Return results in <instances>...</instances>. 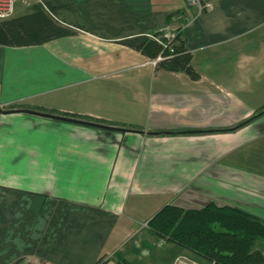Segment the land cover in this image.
Instances as JSON below:
<instances>
[{
    "label": "crops",
    "instance_id": "0c3cea01",
    "mask_svg": "<svg viewBox=\"0 0 264 264\" xmlns=\"http://www.w3.org/2000/svg\"><path fill=\"white\" fill-rule=\"evenodd\" d=\"M43 1L0 19V264L198 260L149 229L167 204L264 219V0ZM165 31L196 79L122 43Z\"/></svg>",
    "mask_w": 264,
    "mask_h": 264
},
{
    "label": "trees",
    "instance_id": "16d2710c",
    "mask_svg": "<svg viewBox=\"0 0 264 264\" xmlns=\"http://www.w3.org/2000/svg\"><path fill=\"white\" fill-rule=\"evenodd\" d=\"M50 7L53 9L52 5ZM10 22L0 20V43L16 42L6 34ZM56 29L59 31L54 36L71 34L68 29ZM122 43L139 50L149 58L158 54L165 56L156 64L158 66L170 71H184L193 79L198 77L190 64L188 54L179 42L178 32L168 48H163L160 43L146 35L127 38L122 40ZM60 114L101 125L108 124L100 119ZM147 225L159 239L187 249L203 262L264 264V253L258 248L260 241L264 240V219L237 206L209 202L198 209H183L174 204H167L148 220ZM104 262V257H100L93 264ZM118 263L132 264L125 259H120Z\"/></svg>",
    "mask_w": 264,
    "mask_h": 264
},
{
    "label": "built area",
    "instance_id": "2783aa9c",
    "mask_svg": "<svg viewBox=\"0 0 264 264\" xmlns=\"http://www.w3.org/2000/svg\"><path fill=\"white\" fill-rule=\"evenodd\" d=\"M17 1H21L26 5L31 4V1H34L36 4L40 5L41 8L47 12L49 15L53 16L51 10L43 0H0V19H7L11 17L14 12V7ZM188 3L193 6L198 13L202 12L204 9L208 8L209 3L205 0H187ZM174 32L165 31L160 34H148L147 36L156 42L160 43L163 48H168L170 42L175 37ZM165 56L158 54L156 57L149 59V63L156 65L159 61L163 60ZM171 264H214V262H203L189 256L178 255L176 256Z\"/></svg>",
    "mask_w": 264,
    "mask_h": 264
},
{
    "label": "water",
    "instance_id": "95a60500",
    "mask_svg": "<svg viewBox=\"0 0 264 264\" xmlns=\"http://www.w3.org/2000/svg\"><path fill=\"white\" fill-rule=\"evenodd\" d=\"M24 111L28 112L30 114L46 116V117H51V118H57V119H60V120H67V121L77 122V123L85 124V125L98 126V127H101V128H109V129H115V130H121V131L124 130V129H121V128H113V127H109V126H106V125H101V124H97V123L87 122V121H83V120L71 119V118L64 117V116H54V115H51V114H48V113L33 111V110H29V109H25Z\"/></svg>",
    "mask_w": 264,
    "mask_h": 264
},
{
    "label": "rangeland",
    "instance_id": "374dc122",
    "mask_svg": "<svg viewBox=\"0 0 264 264\" xmlns=\"http://www.w3.org/2000/svg\"><path fill=\"white\" fill-rule=\"evenodd\" d=\"M0 108H13V107H0ZM209 202H216V201H213V200H210L208 202H206L205 204L209 203ZM181 203V202H180ZM204 204V205H205ZM174 205H177L183 209H198V208H201L202 206L204 205H198V204H188V203H181V205H178V204H175ZM259 249H261L264 253V240H261L260 243H259ZM199 260V259H198Z\"/></svg>",
    "mask_w": 264,
    "mask_h": 264
}]
</instances>
